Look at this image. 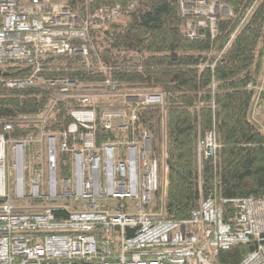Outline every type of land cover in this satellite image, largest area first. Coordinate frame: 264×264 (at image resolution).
<instances>
[{
	"label": "built area",
	"instance_id": "obj_1",
	"mask_svg": "<svg viewBox=\"0 0 264 264\" xmlns=\"http://www.w3.org/2000/svg\"><path fill=\"white\" fill-rule=\"evenodd\" d=\"M133 5L130 0L126 8ZM178 6L188 37H202L199 28L206 27L213 36L217 16L232 12L215 0H179ZM123 11L115 2L83 18L69 0H0V73L9 65L31 67L24 77L0 80L50 92L39 115L0 119V264H223L220 251L250 240L254 247L236 264H264V198L210 192L188 217L162 218L165 152L162 145L157 154L148 126L137 123V109L156 104L163 110V91L110 77L38 75L51 55L78 56L89 65V27L121 19ZM97 67L106 68L101 61ZM66 98L74 104L70 120L46 129L55 119L51 109ZM14 123L37 131L6 137ZM215 147L208 130L197 142L198 159ZM60 152L68 154L61 175ZM156 196L160 205L153 209Z\"/></svg>",
	"mask_w": 264,
	"mask_h": 264
},
{
	"label": "trees",
	"instance_id": "obj_2",
	"mask_svg": "<svg viewBox=\"0 0 264 264\" xmlns=\"http://www.w3.org/2000/svg\"><path fill=\"white\" fill-rule=\"evenodd\" d=\"M129 1L69 0L83 18L115 2L124 11L121 19L89 27V65L78 56L51 55L38 75L87 81L110 77L133 88L163 91V110L156 104L137 109V123L148 126L157 154L162 145L165 152L162 218L188 217L199 197L210 192L264 198V128L250 117L256 91L247 87L257 84L264 66V0H215L232 12L217 16L213 36L208 27L199 28L202 37L186 36L179 0H131L134 5L128 9ZM98 61L104 70L98 69ZM30 70L25 63L9 65L0 76L24 77ZM49 101L48 90L5 87L0 80V119L39 115ZM71 107V98L57 101L51 109L55 119L45 128L65 127ZM35 130L14 123L5 135ZM208 130L213 131L215 151L198 159L197 142ZM58 159L61 175L68 168V154L60 152ZM254 244L250 240L220 251L217 259L236 264Z\"/></svg>",
	"mask_w": 264,
	"mask_h": 264
},
{
	"label": "rangeland",
	"instance_id": "obj_3",
	"mask_svg": "<svg viewBox=\"0 0 264 264\" xmlns=\"http://www.w3.org/2000/svg\"><path fill=\"white\" fill-rule=\"evenodd\" d=\"M247 87L255 89L256 94L258 93V98H257V99L255 98V100L253 101L254 103H255L257 100H259V99H261V98L264 97V66H263V70H262V72H261V77H260L259 81L257 82V84H253V85H252V84L250 83V85H249V83H248V86H247ZM262 93H263V95H262ZM252 106H253V105H252ZM251 109H252V108H251ZM263 109H264V101L259 100L258 103H257V107L255 108V111L259 112L257 120H254V119L252 118V114H251V113H250V117H251V119H252L253 121H255V123H257L259 126H261V127L264 128V110H263ZM165 168H166V167H165ZM166 169H167V168H166ZM224 197H232V196H224ZM153 204H154V205H155V204H158V200H157L156 198H155Z\"/></svg>",
	"mask_w": 264,
	"mask_h": 264
},
{
	"label": "bare ground",
	"instance_id": "obj_4",
	"mask_svg": "<svg viewBox=\"0 0 264 264\" xmlns=\"http://www.w3.org/2000/svg\"><path fill=\"white\" fill-rule=\"evenodd\" d=\"M240 245V244H239ZM237 246V245H236Z\"/></svg>",
	"mask_w": 264,
	"mask_h": 264
}]
</instances>
